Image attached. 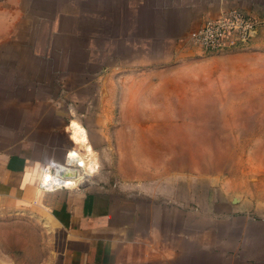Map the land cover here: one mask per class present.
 <instances>
[{
    "label": "crops",
    "instance_id": "crops-1",
    "mask_svg": "<svg viewBox=\"0 0 264 264\" xmlns=\"http://www.w3.org/2000/svg\"><path fill=\"white\" fill-rule=\"evenodd\" d=\"M176 5L174 15L170 7L169 15L134 21L137 38L146 44L162 41L166 58L120 64L119 74L105 81L102 94L105 106L117 104V114L103 116L101 125L85 122L83 143L75 144L72 122L69 138L75 146L61 147V161H56L49 137L68 131L62 113L55 111L59 102L48 101L46 95L41 5L33 20L34 0H0V217L35 216L42 223L39 245L45 250L46 232L53 231L47 242L49 255L40 251L38 264H264V220L241 213L229 193L217 187L216 178L208 183L204 175L176 173L168 161L155 159L153 152H168L166 145L156 143L168 135L164 129L157 134L152 124L123 122L171 119L168 113L151 109V91L140 97L127 93L138 83L145 89L158 88L160 76L179 67L180 61L185 62L180 70L192 72L194 79L221 80L235 88L264 72V0H178ZM231 10L254 18L261 30L250 48L208 54L227 63L209 78L203 69L209 58L191 59L190 51L197 50L199 56L207 53L192 46L189 37L206 21ZM36 20L38 31L35 27L30 31ZM137 24L144 27L139 31ZM32 33L37 45L29 42ZM159 62L163 66L157 67ZM107 86L117 88V93L107 92ZM200 99L205 109L206 99ZM206 116L204 111L199 118ZM73 151L91 172L81 187L41 189L44 166L64 163ZM94 152L120 153L115 162L120 169L117 185L108 182ZM127 166L133 169L128 174L121 170ZM208 184L214 186L212 192L206 190ZM7 221L14 226L13 220ZM0 264L17 263L2 254Z\"/></svg>",
    "mask_w": 264,
    "mask_h": 264
},
{
    "label": "rangeland",
    "instance_id": "rangeland-1",
    "mask_svg": "<svg viewBox=\"0 0 264 264\" xmlns=\"http://www.w3.org/2000/svg\"><path fill=\"white\" fill-rule=\"evenodd\" d=\"M34 1L37 6L30 9V15L35 20L34 12L38 13L40 3V47L47 51L46 95L48 101L59 102L55 111L62 113V123L68 131L49 137L55 146V160L61 161L59 149L75 146L69 138L72 122L81 126H85V122L101 125L105 124L101 120L103 116L117 114V104L105 106L102 94L105 81L119 74L120 64L137 65L166 58L167 47H163L162 41L153 39L146 44L137 38L134 21L141 23L155 16L169 15L170 7L174 15L178 12H174L178 0ZM37 21L29 25L30 31L34 27L38 31ZM137 27L140 31L144 24ZM145 27L148 28V24ZM37 41V35L33 37L32 33L29 42L37 45ZM190 53L191 59L209 58L203 68L209 78L217 76L227 66L221 56H199L197 50ZM180 63L179 67L169 68L167 74L160 76L158 88L149 90L138 83L127 93L140 97L143 91H151V109L168 113L171 119L123 122L152 124L157 134L164 129L168 135L156 143L166 145L168 152H153L155 159L168 161L176 173L204 175L208 183L216 178L217 187L229 193L241 213H251L260 221L264 220V72L255 73L248 85L235 88L221 80L194 79L192 72L180 70L185 62ZM158 66L163 64L159 62ZM110 89L114 96L117 88L108 87L107 92ZM202 97L207 102L205 109L199 103ZM203 110L207 116L199 118ZM51 123L48 121V125ZM108 123L115 124L113 120ZM71 132L75 144L79 143L72 126ZM91 154L101 164L108 182L117 185L120 169L115 162L120 153ZM121 170L128 174L133 169L127 166ZM212 187L208 184L206 190L212 192ZM18 209L21 206L18 205ZM7 220H13L14 226ZM39 225L42 223L33 215L30 218L21 214L0 217V255L8 254L17 264H38L40 251L49 255L47 242L53 232H46L45 250L39 245L42 243Z\"/></svg>",
    "mask_w": 264,
    "mask_h": 264
},
{
    "label": "built area",
    "instance_id": "built-area-1",
    "mask_svg": "<svg viewBox=\"0 0 264 264\" xmlns=\"http://www.w3.org/2000/svg\"><path fill=\"white\" fill-rule=\"evenodd\" d=\"M261 23L239 10L224 12L219 18L208 20L189 37L192 46L207 54L250 48L257 40ZM68 154L64 163H50L42 170L40 188L46 191L79 188L91 174L78 152ZM63 171L75 172V178H66Z\"/></svg>",
    "mask_w": 264,
    "mask_h": 264
},
{
    "label": "bare ground",
    "instance_id": "bare-ground-1",
    "mask_svg": "<svg viewBox=\"0 0 264 264\" xmlns=\"http://www.w3.org/2000/svg\"><path fill=\"white\" fill-rule=\"evenodd\" d=\"M75 131V134H76V137H77V140L79 143H83V142H86L87 141V133H86V130L84 127H82L81 125L77 124V123H73L71 125ZM89 147V146H88ZM88 150V148H87ZM89 150H91V148L89 147ZM74 152V151H73ZM72 152V155L74 154ZM91 162V161H90ZM94 168V167H93ZM92 170V169H91Z\"/></svg>",
    "mask_w": 264,
    "mask_h": 264
},
{
    "label": "water",
    "instance_id": "water-1",
    "mask_svg": "<svg viewBox=\"0 0 264 264\" xmlns=\"http://www.w3.org/2000/svg\"><path fill=\"white\" fill-rule=\"evenodd\" d=\"M63 176L66 177V178H75L76 177V173L75 172L63 171Z\"/></svg>",
    "mask_w": 264,
    "mask_h": 264
}]
</instances>
